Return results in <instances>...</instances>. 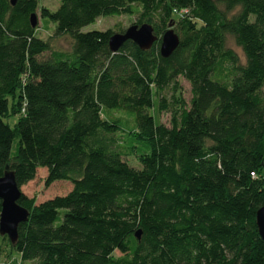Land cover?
I'll list each match as a JSON object with an SVG mask.
<instances>
[{"label": "trees", "instance_id": "1", "mask_svg": "<svg viewBox=\"0 0 264 264\" xmlns=\"http://www.w3.org/2000/svg\"><path fill=\"white\" fill-rule=\"evenodd\" d=\"M36 10L37 0H0V177L7 168L20 192L41 169L46 187L70 190L39 203L20 192L28 215L14 244L0 236V255L264 264L255 226L264 205V0H60L40 17L69 38V52L38 37ZM122 15L152 28L148 50L125 41L111 53L110 36L123 31H81ZM170 23L178 44L161 58ZM161 113L169 127L155 119Z\"/></svg>", "mask_w": 264, "mask_h": 264}, {"label": "rangeland", "instance_id": "2", "mask_svg": "<svg viewBox=\"0 0 264 264\" xmlns=\"http://www.w3.org/2000/svg\"><path fill=\"white\" fill-rule=\"evenodd\" d=\"M60 0H37V10L35 12L36 17V34L38 37L44 41H48L50 43V47L53 50L63 51V52H69L70 51V40L67 36H55L53 34L54 26L51 24H44L43 20L40 17V12L42 10H45L47 12H53L57 9L59 5ZM137 11V8H134ZM183 12L180 17V19L183 16ZM175 17V16H174ZM176 18V17H175ZM251 19V18H250ZM137 16L136 15H122V16H112V17H101L95 20V22L91 25H88L84 28H82V32H88V31H112L114 33H117L119 31H124L128 29L131 26L136 25ZM137 26V25H136ZM45 27V28H44ZM173 30V27H172ZM155 36V35H154ZM227 47L231 49L240 59V61H243L242 55L240 53V50L237 49L233 42L228 39L227 41ZM179 86H180V92L178 93L179 100L181 102L187 103L189 99V87L186 82L183 80H179ZM155 119L165 125L166 127H169L171 116L169 113H161L159 115L154 114ZM17 117H11L8 120L5 121L10 127L13 126V124L16 122ZM14 149L12 148V152ZM129 164L135 166V162L133 159L127 160ZM261 176L264 178V171L261 172ZM46 174L44 170H38L36 173V176L33 181L27 183L26 185L20 187V192L24 194L28 198H34L36 203H39L41 201H44L46 199H50L55 196L64 195L70 190V186L68 183H54L50 186L46 187L44 185ZM117 256V254H114ZM0 264H29L21 263L18 260V256L16 253H10L8 256H6L3 253V255H0Z\"/></svg>", "mask_w": 264, "mask_h": 264}, {"label": "water", "instance_id": "3", "mask_svg": "<svg viewBox=\"0 0 264 264\" xmlns=\"http://www.w3.org/2000/svg\"><path fill=\"white\" fill-rule=\"evenodd\" d=\"M10 5H14L15 0H9ZM31 27L36 25V17L32 14L29 18ZM172 23L168 24V29L161 35L158 52L161 58L168 57L178 44V38L171 29ZM125 41H131L140 50H148L156 41L153 30L149 25L131 26L121 34H113L108 40V48L111 53ZM20 192L16 187L13 173L7 168L0 177V236H6L11 244L15 243L17 226L27 218V211L17 205ZM255 226L260 239L264 242V205L255 214ZM138 238V233L135 234Z\"/></svg>", "mask_w": 264, "mask_h": 264}, {"label": "built area", "instance_id": "4", "mask_svg": "<svg viewBox=\"0 0 264 264\" xmlns=\"http://www.w3.org/2000/svg\"><path fill=\"white\" fill-rule=\"evenodd\" d=\"M181 12L185 13L184 11H181ZM250 176H252V174H250Z\"/></svg>", "mask_w": 264, "mask_h": 264}]
</instances>
